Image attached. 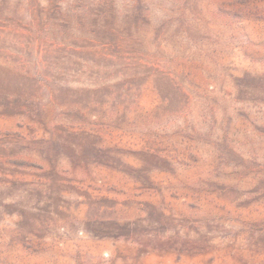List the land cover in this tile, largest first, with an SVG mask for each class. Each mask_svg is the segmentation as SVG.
Wrapping results in <instances>:
<instances>
[{
	"label": "rangeland",
	"instance_id": "rangeland-1",
	"mask_svg": "<svg viewBox=\"0 0 264 264\" xmlns=\"http://www.w3.org/2000/svg\"><path fill=\"white\" fill-rule=\"evenodd\" d=\"M0 264H264V0H0Z\"/></svg>",
	"mask_w": 264,
	"mask_h": 264
}]
</instances>
